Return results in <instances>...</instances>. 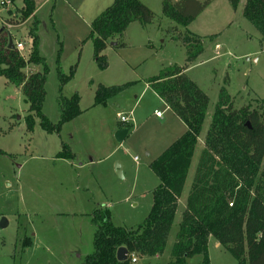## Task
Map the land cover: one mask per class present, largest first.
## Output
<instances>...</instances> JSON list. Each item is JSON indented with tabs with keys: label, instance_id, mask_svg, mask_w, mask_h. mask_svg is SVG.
Listing matches in <instances>:
<instances>
[{
	"label": "rangeland",
	"instance_id": "rangeland-1",
	"mask_svg": "<svg viewBox=\"0 0 264 264\" xmlns=\"http://www.w3.org/2000/svg\"><path fill=\"white\" fill-rule=\"evenodd\" d=\"M114 1L35 0L39 52L48 68L43 113L54 124L60 120L58 69L68 75L77 65L62 94L66 98L78 94L82 113L59 134L44 132L38 119L34 132H28L29 104L21 89L0 78V220H4L0 264H84L94 252L95 228L90 216L98 208L107 209L118 227L136 228L146 221L160 183L150 164L184 135L186 126L165 110L155 93L140 95L147 79L177 65L210 98L208 114L165 252L157 257L135 255L137 263H127L174 264L171 249L221 88H226L236 109L255 110L264 99V42L243 17L246 0L236 10L228 0H214L187 28L163 15L162 0H142L154 14L153 23L129 27L121 41L125 47L110 43L104 52L108 68L102 71L94 59L90 24ZM22 2L0 0V30L6 29L14 43L26 44L23 55L27 60L33 16L19 23ZM9 18L19 25L6 23ZM186 32L206 39L203 54L191 64L178 40ZM24 72L43 73V67L28 66ZM126 83L134 84L105 105L94 106L99 85ZM137 95L141 102L134 108ZM155 111L163 114V120ZM119 115L136 122L126 125L129 136L122 142L115 139L123 125ZM62 143L70 146L75 160L57 158ZM184 264H204L203 257H191ZM207 264L237 261L211 237Z\"/></svg>",
	"mask_w": 264,
	"mask_h": 264
},
{
	"label": "trees",
	"instance_id": "trees-1",
	"mask_svg": "<svg viewBox=\"0 0 264 264\" xmlns=\"http://www.w3.org/2000/svg\"><path fill=\"white\" fill-rule=\"evenodd\" d=\"M213 1L162 0V13L176 25L187 28ZM228 1L234 10L241 2ZM35 11V0H23L19 23L23 24ZM243 17L264 42V0H246ZM153 21V12L142 0H115L97 16L90 24L89 39L100 70L108 68L104 52L110 43L125 47L121 41L130 25L147 26ZM6 23L19 25L11 18ZM39 24L33 16L29 29L32 48L27 60L15 48L9 49L11 34L5 32L6 29L0 30V78L21 89L25 102L29 104L28 132H34L35 119H38L44 132L59 134L65 124L82 113L78 94L70 98L62 94L63 88L74 78L77 65L68 75L60 67L58 69L60 120L54 124L43 113L48 68L39 52ZM179 37L186 48L187 62H195L205 50L206 39L190 32ZM28 66H42L43 73L27 75L24 70ZM185 72V68L173 65L146 81L187 127L185 134L150 164L160 183L153 192V204L146 221L136 228L118 227L113 224L107 209H95L90 216L95 228L94 252L84 264H127L132 255L157 257L165 252L210 103L208 95ZM133 84L99 85L94 106L105 105ZM57 158L73 161L76 155L68 144L62 143ZM211 237L232 254L237 264H264V99L255 110L249 107L236 109L224 87L211 117L204 149L171 249L173 263L184 264L189 258L201 255L207 264ZM119 248L128 251L127 260L121 263L116 257Z\"/></svg>",
	"mask_w": 264,
	"mask_h": 264
},
{
	"label": "crops",
	"instance_id": "crops-1",
	"mask_svg": "<svg viewBox=\"0 0 264 264\" xmlns=\"http://www.w3.org/2000/svg\"><path fill=\"white\" fill-rule=\"evenodd\" d=\"M202 14H203V13H202ZM202 14H201V15H202ZM201 15H200V17H201ZM198 18H199V17H198ZM198 18H197V19H198ZM197 19H196V20H197ZM196 20H195V21H196ZM195 21H194V22H195ZM194 22H193V23H194ZM193 23H191V24L189 25V27H190ZM132 25H134V24H132ZM132 25H130V27H131ZM128 30H129V29H128ZM126 32H127V31H126ZM115 47H116V46H115ZM150 91H151V93L154 94V92L150 89L149 85H148L147 82L145 81V82H144V90H143V93L140 95V98H142L143 96H147L148 93H150ZM155 95H156V94H155ZM156 97H158V96L156 95ZM140 98H139V96L137 95V97H136V103H135L134 106H133L134 108L139 107V103L141 102V101H140ZM158 99H159V97H158ZM159 101H160L161 103L165 104V103H164L163 101H161L160 99H159ZM165 106H166V104H165ZM165 110H169V111H170V109H169L167 106H166ZM156 112H157V111L154 112L155 116H156ZM170 112H171V111H170ZM171 113H172V112H171ZM172 114H173V113H172ZM156 117H157V116H156ZM157 118H158V117H157ZM163 118H164V116H162V118H158V119H162V120H163ZM133 121H134V122H133ZM140 121H141V119L139 120V122H140ZM169 121H170V120H168L167 123L170 124V125H172V126H174V124H173L172 122H169ZM179 121H180V120H179ZM120 123L123 124V125H121V127H120L119 129H117L118 131H119V130H127V129H126V125H128V124H131V125H133V126L136 125V122H135V120L133 119V117H132V121H131V122H128V123H122V122H120ZM167 123H166V124H167ZM162 125H163V124H162ZM115 130H116V129H115ZM118 131H117V132H118ZM186 131H187V127H186ZM186 131H185V132H186ZM184 134H185V133H184ZM128 136H129V134L125 137V139H127ZM159 138H160V137H159ZM167 138H168V135H165V140H167ZM178 138H179V137H178ZM178 138H177V139H178ZM125 139H124V140H125ZM177 139H176V140H177ZM172 144H173V143H172ZM172 144H171V145H172ZM166 149H167V148H166ZM166 149H165V150H166ZM165 150H164V151H165ZM193 159H194V158H193ZM182 197H183V195H182ZM182 197H181L180 200H179V204H180V201H181ZM179 204H178V209H179ZM178 209H177V211H178ZM216 246H217V247H218V246L220 247V244H218V243L216 242Z\"/></svg>",
	"mask_w": 264,
	"mask_h": 264
},
{
	"label": "water",
	"instance_id": "water-1",
	"mask_svg": "<svg viewBox=\"0 0 264 264\" xmlns=\"http://www.w3.org/2000/svg\"><path fill=\"white\" fill-rule=\"evenodd\" d=\"M111 45H115L116 46V43L113 42V43H111ZM8 47H9V49H14L15 48L12 39H10ZM127 135H128V130H119L115 134V139H116L117 142H122ZM117 171L119 173H121L120 170H119V166H117ZM3 221L4 220H0V227H2ZM127 256H128V251H127L126 248H119L118 249L117 254H116L118 262L121 263V262L126 261L127 260Z\"/></svg>",
	"mask_w": 264,
	"mask_h": 264
},
{
	"label": "built area",
	"instance_id": "built-area-1",
	"mask_svg": "<svg viewBox=\"0 0 264 264\" xmlns=\"http://www.w3.org/2000/svg\"><path fill=\"white\" fill-rule=\"evenodd\" d=\"M14 47L22 56H24L23 53L25 52L26 44H24L23 42H16V43H14ZM156 116L158 118H162L163 114L161 112H156ZM118 117L120 119V122H122V123H128V122L132 121V118L129 116H126V115L125 116L119 115ZM131 261H132V263H137V259H136L135 255H132Z\"/></svg>",
	"mask_w": 264,
	"mask_h": 264
}]
</instances>
